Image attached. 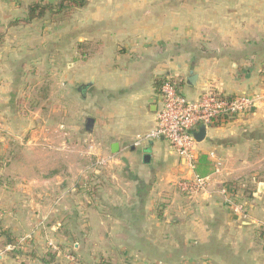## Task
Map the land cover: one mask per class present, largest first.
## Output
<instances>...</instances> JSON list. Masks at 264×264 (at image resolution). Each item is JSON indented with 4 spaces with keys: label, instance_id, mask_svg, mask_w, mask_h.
<instances>
[{
    "label": "crops",
    "instance_id": "1",
    "mask_svg": "<svg viewBox=\"0 0 264 264\" xmlns=\"http://www.w3.org/2000/svg\"><path fill=\"white\" fill-rule=\"evenodd\" d=\"M33 1L0 0V264H264V0H88L68 19L9 27ZM90 40L102 50L74 61ZM168 76L189 99L263 97L197 143V167L217 176L211 195L178 187L188 170L167 139L139 141L156 127ZM42 82L57 96L24 111L25 88ZM75 134L112 161L69 173Z\"/></svg>",
    "mask_w": 264,
    "mask_h": 264
},
{
    "label": "built area",
    "instance_id": "2",
    "mask_svg": "<svg viewBox=\"0 0 264 264\" xmlns=\"http://www.w3.org/2000/svg\"><path fill=\"white\" fill-rule=\"evenodd\" d=\"M161 106L157 112L156 127L139 139L153 140L160 137L167 139L184 159L188 170L177 182L185 193L203 192L211 195V184L217 179L215 175H201L197 172L198 155L195 133L201 126L206 128L220 126L238 118L252 115L260 106L263 97L251 94L227 95L213 89H207L198 99H189L182 91L179 78L168 76L160 87ZM113 156L98 159L100 165H108ZM230 185H219L216 190L225 202L235 211L247 216L246 209L236 202Z\"/></svg>",
    "mask_w": 264,
    "mask_h": 264
},
{
    "label": "trees",
    "instance_id": "3",
    "mask_svg": "<svg viewBox=\"0 0 264 264\" xmlns=\"http://www.w3.org/2000/svg\"><path fill=\"white\" fill-rule=\"evenodd\" d=\"M88 0H61L58 4L52 5L50 3H43L42 0L33 1L27 6V15L23 18H17L13 20L9 27L20 26L21 24H28L34 20L43 18L47 12L52 13L53 15L62 14L59 19L70 18L76 8L85 6ZM5 32L0 31V45L5 40ZM102 41H79L75 45L76 57L75 61L77 62H87L90 58L95 56L98 52L102 50L103 47ZM206 158L205 155H201V161H204ZM197 172L201 175H205L204 170L197 167ZM51 260H54L56 254L50 253Z\"/></svg>",
    "mask_w": 264,
    "mask_h": 264
},
{
    "label": "rangeland",
    "instance_id": "4",
    "mask_svg": "<svg viewBox=\"0 0 264 264\" xmlns=\"http://www.w3.org/2000/svg\"><path fill=\"white\" fill-rule=\"evenodd\" d=\"M54 16H57V15H54ZM58 20H60V19L58 18ZM74 49H75V47H74ZM75 57L73 59L74 61H75ZM43 83L44 82L39 84L40 86H36V85L32 84V87H31V85H30L31 90L29 89L30 87L25 88V90H24L25 92L21 97H24L26 99H29L30 97H32V98H31V101L29 100V102H26V104H24V105L22 104V108L24 111H27L28 109L32 108L31 102H33L32 99H34V96H36V95H38L40 97L45 96L46 98L49 96V94H51L50 96H52V97L57 96V90L56 89H53L51 87L52 90L49 91V87L48 86L43 87L44 86ZM52 85H53V82H52ZM49 133H51L52 140H54L56 142L54 144L56 146H58L59 141L61 140L60 137L58 136V134L56 133L57 135H55V133L52 131H49ZM68 145L72 148V150H70L69 155H68V163H69V160L71 162H73V163H70L71 165L69 164L70 165L69 167H71V169H72L71 172H69V173H71V174L72 173H75V174L78 173L79 174L80 173L79 171L81 169H84V172H87V174H89L91 171L94 172V169L97 167L99 169L101 167L102 168L106 167V165H100L97 163L98 158H96V159L93 158V157H95L94 154H92V153L90 154L87 152V150L89 148V143L84 136H79L78 134L71 136L68 140ZM57 152H58V150H57ZM85 152H87V153H85ZM51 154L53 155L51 158L52 159L51 160L52 161V167H59V165L61 163L59 154H53V153H51ZM73 169H74V171H73ZM84 172L82 173L83 175H84Z\"/></svg>",
    "mask_w": 264,
    "mask_h": 264
},
{
    "label": "water",
    "instance_id": "5",
    "mask_svg": "<svg viewBox=\"0 0 264 264\" xmlns=\"http://www.w3.org/2000/svg\"><path fill=\"white\" fill-rule=\"evenodd\" d=\"M196 77H197L196 74H192L189 77V80L191 82H194ZM93 124H94V119L93 118H88L87 119V128L89 129V131H91V129L93 127ZM206 135H207V128L205 126H201L200 129L195 133L196 141L197 142L203 141L205 139ZM112 149H113V151H117V149H118L117 148V144L113 145Z\"/></svg>",
    "mask_w": 264,
    "mask_h": 264
}]
</instances>
